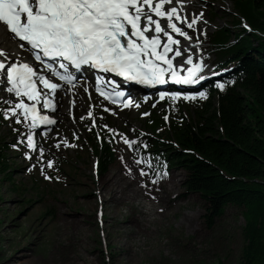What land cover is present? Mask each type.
I'll use <instances>...</instances> for the list:
<instances>
[{
    "label": "rangeland",
    "instance_id": "obj_1",
    "mask_svg": "<svg viewBox=\"0 0 264 264\" xmlns=\"http://www.w3.org/2000/svg\"><path fill=\"white\" fill-rule=\"evenodd\" d=\"M214 9L218 16L196 38L211 32L215 25L239 31L240 27L234 25L238 16L229 3L219 0ZM6 39L0 38V45L11 54L15 43ZM1 41L11 43L4 45ZM18 50L23 51L20 46ZM203 63L205 72L212 70L209 58ZM2 92L0 105L9 107L6 101L15 99ZM61 94V106L54 113L58 124L49 137L38 136V147L31 158L25 156L26 150L30 151L25 148L26 138L21 143L23 151H8L10 176L24 190H14L12 181L0 174V264H240L244 222L237 207L227 206L208 227L206 204L199 194L186 192L183 170L172 167L153 172L149 165L135 163L141 156L124 144L121 134L129 139H139L141 133L148 140L159 136L144 131L142 116L147 104L138 110L108 107L105 111L103 104L83 95L85 101L78 99L76 109H85L80 114L74 112L77 115L72 120L66 114L68 100H62ZM183 105L180 112L188 118L191 109ZM166 107L159 105L154 110L161 114ZM147 108L152 110L151 105ZM89 111L92 116L87 118ZM109 128L115 129L110 133L115 138L117 156L100 175L94 172L90 134ZM40 147L44 149L43 159ZM55 159L61 167L53 164L49 168L47 161ZM141 168L148 174L141 176ZM157 173L160 179L153 183ZM45 175L51 179H45ZM98 212L102 213V222Z\"/></svg>",
    "mask_w": 264,
    "mask_h": 264
},
{
    "label": "snow or ice",
    "instance_id": "obj_2",
    "mask_svg": "<svg viewBox=\"0 0 264 264\" xmlns=\"http://www.w3.org/2000/svg\"><path fill=\"white\" fill-rule=\"evenodd\" d=\"M182 5L183 0H0V23L6 25L7 30L23 42L20 47L26 48L40 64L39 68H34L19 58L12 60L0 50V87H5L6 77V92L17 98L15 101L7 100L10 106L0 109V114L5 119L11 118L17 124L26 126L21 136H26V147L35 151L38 145L34 131L41 125L52 126L57 123L56 119L42 115L38 110V105H42L43 109L54 111L57 104L53 102L54 97L50 96L62 87L46 73L69 83L75 81V73L96 70L97 73H113L125 81L146 86L165 85L169 82L200 84L207 79L202 74L206 65L202 61L194 62L192 54L185 58V52L193 46L198 48L200 41L197 38L193 45L192 37L183 26L193 29L203 14L189 21L180 14L183 11ZM173 34H178L189 43L182 45ZM181 69L184 70L183 74ZM211 75L219 76V73L213 71ZM38 83L47 91L38 90ZM109 83L114 82L107 77L101 80L97 74L96 90L106 99L116 103L117 99L127 95L114 88L101 91ZM215 87L223 91L225 83L217 79ZM166 96L175 103L181 99L203 100L207 98L208 92L159 93L160 99ZM24 97L30 103H26ZM122 103L128 105L130 101L123 100ZM88 116H92L91 111ZM108 131L115 132V129L109 128ZM121 138L130 149L140 151L139 140L129 139L123 134ZM19 142L25 143L23 139ZM59 146L57 143L56 147ZM65 146H68L67 142ZM147 147L144 143L143 148ZM39 151L40 159H43V147ZM25 156L31 158L30 152H25ZM135 163L147 164L151 170L153 161L151 157L142 156ZM53 164V160L47 161L49 168ZM43 169L41 165L42 174ZM147 174L143 168L140 169L141 176ZM160 175L156 174L153 183L159 181ZM167 175L165 170L163 176ZM45 179L51 177L45 175Z\"/></svg>",
    "mask_w": 264,
    "mask_h": 264
},
{
    "label": "trees",
    "instance_id": "obj_3",
    "mask_svg": "<svg viewBox=\"0 0 264 264\" xmlns=\"http://www.w3.org/2000/svg\"><path fill=\"white\" fill-rule=\"evenodd\" d=\"M231 1L252 27L264 34V0ZM228 38L227 28L213 43ZM216 55L225 64H235L230 73L232 87L219 93L217 101L210 98L195 106L191 120L171 124L165 137L170 136L189 152L172 151L168 146L167 159L170 166L185 172L182 185L186 192L197 193L204 200L208 227L227 206L239 209L244 222L240 264H264V36L252 33L234 44L219 45ZM161 123L158 117H151L145 125L154 130ZM162 146L153 142L148 152L154 154ZM6 151L0 140V174L10 182L12 171ZM94 153L99 159V174L106 173L114 161L110 141L103 138ZM12 188L19 191L14 182Z\"/></svg>",
    "mask_w": 264,
    "mask_h": 264
},
{
    "label": "bare ground",
    "instance_id": "obj_4",
    "mask_svg": "<svg viewBox=\"0 0 264 264\" xmlns=\"http://www.w3.org/2000/svg\"><path fill=\"white\" fill-rule=\"evenodd\" d=\"M196 2V1H195ZM194 3V0H183V5H182V7H183V11L180 13L182 16H184V15H186L187 17H188V15H189V20H191L192 19V15L194 14V15H200L201 13H202V10L201 9H197V10H192L191 9V7H189V6H191V4H193ZM177 7L179 8V7H181L180 5H177ZM185 11H187V12H189L188 14H185ZM197 11H200V12H197ZM154 15V14H153ZM185 16V17H186ZM174 22H175V20H174ZM165 23H166V21H165ZM200 25V24H199ZM184 27V30L185 31H187L188 32V34L189 35H191V36H193L195 33L194 32H196V30H195V27L193 28V29H188L185 25L183 26ZM177 39H179L181 42H186V43H189L188 41H184L185 39L183 38V37H180L178 34H173ZM5 37V40L4 41H6L7 39H6V36L8 37V39H10L11 37L5 32V30H4V28H3V26L2 25H0V38H2V37ZM192 40L194 41V39L192 38ZM4 41H1L4 45H6L7 43H11V42H4ZM13 42V41H12ZM14 43V42H13ZM12 51H13V53L14 52H17L18 50V47L16 46V43L14 44V47H12V48H10ZM15 49V50H14ZM24 54H25V52H24ZM81 90L79 91V95H77V96H70L66 91H65V94L64 95H61V96H63L62 97V100L64 99V98H66V100H68V99H72L73 100V104L77 107V102L80 100V98H81ZM79 99V100H78ZM60 100H61V97H60ZM66 100H65V107H67L66 106ZM61 106V105H60ZM79 106V105H78ZM63 108L61 107V110H62ZM67 109V108H66Z\"/></svg>",
    "mask_w": 264,
    "mask_h": 264
}]
</instances>
